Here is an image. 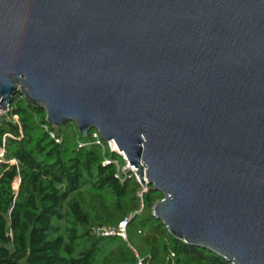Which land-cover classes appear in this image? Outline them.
I'll list each match as a JSON object with an SVG mask.
<instances>
[{
  "label": "water",
  "instance_id": "95a60500",
  "mask_svg": "<svg viewBox=\"0 0 264 264\" xmlns=\"http://www.w3.org/2000/svg\"><path fill=\"white\" fill-rule=\"evenodd\" d=\"M18 93L113 140L174 237L264 264V0H0Z\"/></svg>",
  "mask_w": 264,
  "mask_h": 264
},
{
  "label": "trees",
  "instance_id": "16d2710c",
  "mask_svg": "<svg viewBox=\"0 0 264 264\" xmlns=\"http://www.w3.org/2000/svg\"><path fill=\"white\" fill-rule=\"evenodd\" d=\"M92 131L50 125L44 109L15 95L0 119V264H231L174 237L152 213L162 195L149 186L142 200L135 176L117 178L104 162L119 155L94 144ZM141 200L127 239L97 234L118 228Z\"/></svg>",
  "mask_w": 264,
  "mask_h": 264
},
{
  "label": "built area",
  "instance_id": "2783aa9c",
  "mask_svg": "<svg viewBox=\"0 0 264 264\" xmlns=\"http://www.w3.org/2000/svg\"><path fill=\"white\" fill-rule=\"evenodd\" d=\"M11 112V105L8 107L7 110H3L0 109V119L2 117H8L9 113ZM13 120L17 121L18 118L17 116L13 117ZM51 136L53 138H55V135L53 133H51ZM92 138H93V143L99 146H104V140L101 137L100 133L97 130H93L92 131ZM60 140L57 139V142H59ZM109 146V149L114 152L117 153L119 156H121L123 158V164H121L119 162L118 159H106L104 164L105 165H110L113 164L116 168H117V178L121 179L122 181L125 180L126 178H130L132 176H135L136 179L138 180V182L141 184V182L139 181L137 174H136V167H133V165L129 162V160L127 159L126 155L124 154V152H122L121 150H119L117 144L112 140V141H108L106 142ZM85 144L82 143L81 146H84ZM4 157V151H1L0 153V161L1 159ZM142 189L139 193L140 198H143V194L146 193L149 189V185H147L146 187H144L142 184ZM143 200V199H142ZM141 200V205L140 207L131 215H129L123 222H121V224L119 225L118 228H113V227H102L97 229V234H101V235H105V236H111V235H119L125 239H127V234H126V227L127 224L130 222V220L133 219V217H135L136 215L141 214V212L143 211V207H144V203Z\"/></svg>",
  "mask_w": 264,
  "mask_h": 264
},
{
  "label": "rangeland",
  "instance_id": "374dc122",
  "mask_svg": "<svg viewBox=\"0 0 264 264\" xmlns=\"http://www.w3.org/2000/svg\"><path fill=\"white\" fill-rule=\"evenodd\" d=\"M116 159H118L119 162H120L121 164H123V158H122L121 156H117ZM17 187H18V181L15 182V188H17Z\"/></svg>",
  "mask_w": 264,
  "mask_h": 264
}]
</instances>
